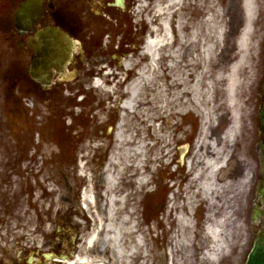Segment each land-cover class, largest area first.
I'll return each instance as SVG.
<instances>
[{"label":"rangeland","instance_id":"rangeland-1","mask_svg":"<svg viewBox=\"0 0 264 264\" xmlns=\"http://www.w3.org/2000/svg\"><path fill=\"white\" fill-rule=\"evenodd\" d=\"M219 19L223 28L220 25L217 27L219 33L214 37L216 38L215 46L211 45L208 55L203 53L201 48L198 55L199 61L201 58L204 59L208 64L207 69L210 70L224 52L228 55L230 63H235L239 56L236 49L232 52V47L230 49L225 47L227 23L230 18L220 13ZM261 21L256 24V27ZM156 24L158 20L148 24L144 42L148 36L152 35L149 30L157 26ZM256 27L252 35L255 40L249 43L247 66H243L244 81L242 92L240 91L243 95L238 100L239 110L261 109L256 88L260 77L259 66H261L260 69L264 67V50L261 48V45H264V28L256 30ZM121 31V23L114 22L106 37L111 43L106 50L103 49L102 55L96 51L81 53L79 66L76 70L70 71V80L66 83L67 86L61 95L52 97L48 102H43L41 96L33 100H24L31 108L25 105L26 110L22 116L20 135L22 153L19 161L25 157L29 163L23 164L25 165L23 174H18L13 179L12 185L4 187L0 195L2 200L0 214L4 213L2 217L6 222L2 232H6L7 236V264H66L64 262L48 263L42 257L46 253H53L58 258L60 255H65L68 257L67 261L73 260L72 257L75 256L83 257L86 239L96 227L93 212L96 211L98 217H104L106 214V199L103 197L105 177L109 173L107 169L115 173L117 170L109 166V163L111 156L116 152V134L123 112L121 102L126 98L123 84L131 79V76L123 73V67L116 64L117 48L115 46L121 41ZM90 37L91 35H86V41ZM200 37L207 42V45H203L204 47L211 44V40L208 42L207 39L212 37L211 34L200 33ZM135 42L137 43L138 40ZM143 45L139 51H136V56ZM174 50H176L175 46L171 49V54ZM180 53L179 51L178 54H174L177 57L173 59V68L177 60L178 63L179 61L187 63L188 59L184 55L178 59ZM127 61L128 56L122 63ZM166 63V58H162L158 63L159 69L165 70ZM105 65L107 67L103 69ZM99 69H102L100 78L105 77L103 71L111 70L107 79L100 81L105 91L93 87ZM198 70L200 71L199 65ZM206 71L202 75L201 84L204 87V82L207 80L212 85L210 107L213 112L210 115L215 118L214 110H217V105L222 101L220 96H216V88L226 83L228 69L223 73H214L211 70L209 75L211 72L213 75L211 74L208 78ZM120 77L122 79H119L117 83ZM125 78L127 80L123 83ZM162 82L164 80L160 78L151 83L150 92L145 93L142 104L134 112L125 115L122 127L123 134L132 136L130 149L141 142L144 146V157L141 158H144L142 168L136 167L139 161L137 157L134 155L130 157L128 163L130 172L125 171L119 179L116 192L119 199L128 194L123 205L119 202L117 204L118 208L121 206L124 208L116 216L117 222L123 214L132 209L134 214L131 217L136 223L135 231L138 235H142L147 248L145 257L140 255L138 260L129 258L130 264H244L246 259L244 252L250 248V234L247 230L250 224L247 218L249 209L244 211L242 207L247 203L249 208L251 179L248 175V182L240 181L244 173L241 178H238L241 167L235 165V160L242 163L246 160L247 152L239 150L235 153L236 157H230L235 152L233 146L226 153L228 158L226 167L218 170L216 174V180H218L222 173L232 172V176L228 179L231 183L226 188L216 186L212 194V205L203 201L200 196L194 197L193 209L189 215L193 223L190 252L176 244L175 217L180 213L186 214L187 197L192 194L188 185L192 173L196 171L192 165L190 172L185 167L179 166L178 156L184 144L190 145L188 153L186 152L187 161L194 156L202 116L178 113L177 92L165 90ZM223 87L224 85L222 89ZM159 88L161 90L163 88V91L157 94ZM202 93L203 91L200 93V104L206 108L208 97ZM81 98H83L82 102L78 101ZM153 98L155 99L152 100ZM223 102L225 107L218 110L231 112L225 98ZM210 107L206 109L209 110ZM229 124L227 116L217 118L213 122L214 127L210 134L207 135V140L216 141L219 153L223 156L225 153L219 136L225 132ZM165 135H169L168 140L170 138L172 140L167 141ZM192 138H194L193 143L190 140ZM202 142H205L203 138L200 140V143ZM167 151L168 154H166ZM60 154L66 155L65 161L70 159V167L65 166L63 161L64 165H55V170L52 171L51 163L55 159L59 161ZM26 170L27 174H24ZM141 175L146 176V179L144 186L138 189L136 182ZM83 192L92 193L96 197L97 208L93 206L92 212L89 207L84 211L78 202L80 197L83 203ZM65 198L66 204L63 201ZM208 215L212 216L208 217ZM220 220H225L221 229L226 245L214 262H211L208 256L211 254L212 242L204 227L209 222L213 224ZM127 243L128 241L125 242L126 245ZM3 246V241L0 240L2 249L5 248ZM92 250L88 252L87 248L89 259L94 256ZM171 250L172 254H169ZM105 264H111L109 257Z\"/></svg>","mask_w":264,"mask_h":264},{"label":"bare ground","instance_id":"bare-ground-1","mask_svg":"<svg viewBox=\"0 0 264 264\" xmlns=\"http://www.w3.org/2000/svg\"><path fill=\"white\" fill-rule=\"evenodd\" d=\"M259 4L260 0L242 1L245 18L243 29L236 43V50L239 55L236 62L228 67L215 71L211 68L214 73H223L228 69L225 78L226 83H222V85L216 88V96H220L219 98L222 101L221 104L217 105V110H214V118L213 115H210L213 112L210 107L212 102V85L207 80L204 82V87L201 84L202 75L205 73L208 64L202 58L199 61L198 55L200 54L201 48L203 53L208 55L211 45L214 47L216 44V38L214 37L219 33L217 27L220 25L223 28V24L219 19V11L214 12V14L207 13L204 19L194 22L187 18V15L182 12L181 0H156L152 3L149 14L144 17V25L148 28V24L158 20L157 26L149 30L152 35L148 36L140 53L137 56L132 53L128 56V61L121 64L123 73L126 76H131L132 74V78L128 80V82H126L127 79L122 81L123 83L126 82V84H123L126 98L121 102L123 112L121 113L118 132L116 134V152L111 156L109 163V166L117 168V170H115V173L107 169L109 173H107L105 177L103 197L106 199V214L104 217H98L97 212H93L95 213L94 218L96 227H94L92 233L86 239V248L83 250L84 256H77L72 262H69V264H105L107 263L108 257L110 258L111 264H130L131 261H129V258L130 260H132V258L138 260L140 255L143 257L146 256L147 248L144 243V238L142 235L136 233V223L131 217V215L134 214L133 210L130 209L128 213L123 214L121 219L117 222L116 216L121 210H124L123 206L118 208L117 204L119 202L123 205L128 194L119 199L116 192L119 179L123 176L125 171L130 170V165L128 164L129 158L134 155L139 159L136 165L137 168H142L144 160V158L141 159L142 156L144 157V146L142 142L136 145L135 148L130 149L132 136L130 134H123L122 127L124 125L125 115L134 112L136 108L142 104L145 93L150 92L151 83L160 78L164 80V82H162V87L165 90L177 92L179 104L176 110L179 111L178 113L181 115L193 113L202 116L199 138L197 137V143L194 147V156L191 160L187 161L186 165H182L188 172L191 171L192 166L196 170L192 173L190 184L188 185V189L192 191V194H189L187 197L185 206L186 214L180 213L175 217L176 244L187 252H190L192 246L193 223L189 215L190 211L193 209L194 197L200 196L203 201L212 205V194L216 186L219 185V187L226 188L231 183L230 180L219 182L216 180V174L218 170L224 167L225 161L227 160L226 153L230 151L237 131L241 128L244 110H239L240 104L238 100H240L243 95L241 94L242 83L244 81L243 66H247L249 43L254 39L252 36V25L254 24L256 9ZM152 13L154 14L151 16ZM200 33H206V35L211 34L212 36L207 38L208 42L211 40V44L209 43L210 45H208V47L205 46L206 48L203 45H207V42L200 37ZM174 46L176 50L171 54L170 51ZM179 51L181 53L178 59H181V55L182 57L184 55L188 59L187 63H183L182 61L178 63L177 60L175 68H173V59L177 57H175V55L176 53L178 54ZM164 57L167 61L165 70H162V68L160 70L158 63ZM198 65L200 66V71L198 70ZM211 70L209 68L207 69V78L211 74L213 75L212 72L209 75ZM104 78L96 79L93 84L94 87L105 91L104 85L100 82ZM119 79H122V77L118 78L117 83H119ZM223 85L224 87L222 89ZM163 88L162 90L159 88L157 94L161 93ZM201 91H203V95L205 94L206 97H208L206 108L210 107L209 110L200 104L199 98L201 97ZM224 98L227 100V105L231 108V112L227 110H218L223 106L225 107L223 104ZM154 99L155 98L152 100ZM160 108L162 109L161 106ZM224 116L230 118L231 125L219 136V141L223 144V152L225 153L223 156L219 153L216 141L211 142L209 139L207 140V135L214 127L213 122L217 118ZM212 135L211 133V137ZM165 136L167 141L172 140V138L168 140L169 135ZM202 138L207 144H205V142L200 143ZM166 154H168V151ZM145 179L146 176L144 175L138 177L136 182L139 186L138 189L145 183ZM240 181L248 182V174L244 175ZM128 182L130 184L131 181L129 180ZM194 183L197 184L195 185ZM194 187L195 190H193ZM83 202L85 208L87 209V207H89L91 212L93 206L97 208V200L92 193H86ZM169 207H171V205H169ZM210 216L212 215H208V217ZM224 222L225 220H220L213 224L209 222L206 225V234L212 242L211 254L208 256L211 262H214L216 256L225 249L226 243L221 229ZM127 241L128 245L125 244ZM87 248L88 252L91 249L94 251V256L90 257V259L87 256ZM169 254H172V250Z\"/></svg>","mask_w":264,"mask_h":264},{"label":"flooded vegetation","instance_id":"flooded-vegetation-1","mask_svg":"<svg viewBox=\"0 0 264 264\" xmlns=\"http://www.w3.org/2000/svg\"><path fill=\"white\" fill-rule=\"evenodd\" d=\"M154 1L156 0H0V195L4 187L12 185L13 179L18 174H23V167L29 163L25 157L19 161L22 153L20 145L22 116L26 110L25 105L31 108L24 100H33L41 96L43 102H48L52 97L61 95L67 86L66 83L70 80V71L76 70L79 66L81 53L96 51L102 55L108 48L111 42L106 37L114 22L119 21L122 28L121 41L115 46L117 48L116 64L118 65L126 56L139 51L147 32L144 17L149 14ZM181 1L182 12L191 21L198 22L204 19L207 13L214 14L216 11L230 18L227 23L225 47L228 49L232 47V52H235L236 38L245 18L243 0ZM23 5H27L28 15L25 20L16 25L15 14ZM259 21L261 22L256 27ZM252 27L253 30L255 27L256 30L264 28V0H260ZM49 30L62 35L65 53L59 59L57 69L60 73L57 74L52 70L51 75L45 77V80L50 83L44 90L30 75L34 56L32 45L34 42L30 41L40 34L45 38ZM86 35H91L88 41H86ZM135 40L138 42L136 43ZM46 47L47 45L44 46ZM261 48L264 50V45H261ZM66 49L69 50V55L66 54ZM231 64L228 55L224 52L212 69L213 71L223 69ZM260 67L256 92L261 103L264 67L261 69ZM259 112L260 110H244L241 128L234 138L233 151L235 152L230 156L236 157L235 153L239 150L247 152L246 160L240 163L236 159L235 165L241 167L238 178H241L243 173L244 175L248 173L251 179L249 208L247 203L242 207L244 211L249 209L247 218L250 229L247 230L250 234V248L257 235L264 234V138L260 131ZM227 118L229 119L228 116ZM193 139H190L191 143ZM59 157L61 162L55 159L51 163L52 171L55 170V165H64L66 155L60 154ZM66 165L70 167V159L65 161ZM230 170L233 169L230 168ZM24 172L27 174V170ZM228 173H223L224 176L219 175L218 181H227L232 176V172ZM66 200V198L63 200L64 204ZM78 202L81 205L80 197ZM3 215L4 213L0 214V233L2 234L0 240L3 241L5 248L0 247V264H7V236L6 232H2L6 222ZM248 252L249 250L246 249L245 256ZM55 256L53 254L51 257L54 263L57 262ZM76 257H72L73 260ZM59 258L60 260L65 258V262L68 263L73 261H67L68 257L65 255H60Z\"/></svg>","mask_w":264,"mask_h":264},{"label":"water","instance_id":"water-1","mask_svg":"<svg viewBox=\"0 0 264 264\" xmlns=\"http://www.w3.org/2000/svg\"><path fill=\"white\" fill-rule=\"evenodd\" d=\"M16 20L23 18L27 15L26 5L22 6V9L18 11ZM50 37L44 39L42 37L37 39V43L34 47L36 55L33 59V64L31 67V76L37 81L42 87L48 84V82L43 80V75H50L51 69H57L59 59L63 53V48L61 45L62 40L59 36L53 33H49ZM42 44H49L48 48L44 50ZM46 53V56H44ZM58 71V70H57ZM261 132L264 136V86H263V105L261 112L259 114ZM183 161V155L181 156V162ZM245 264H264V236L258 237L253 245L250 254L247 257Z\"/></svg>","mask_w":264,"mask_h":264}]
</instances>
